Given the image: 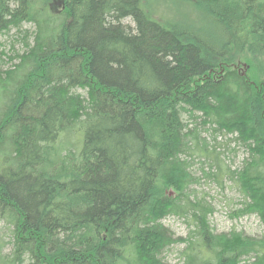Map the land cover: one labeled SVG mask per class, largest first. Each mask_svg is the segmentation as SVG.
I'll use <instances>...</instances> for the list:
<instances>
[{
	"label": "trees",
	"instance_id": "obj_1",
	"mask_svg": "<svg viewBox=\"0 0 264 264\" xmlns=\"http://www.w3.org/2000/svg\"><path fill=\"white\" fill-rule=\"evenodd\" d=\"M191 1L203 24L150 0H0V35L35 26L0 50V264H170L178 243L184 264H264V236L211 228L192 170L212 161L233 216L264 221V0Z\"/></svg>",
	"mask_w": 264,
	"mask_h": 264
},
{
	"label": "rangeland",
	"instance_id": "obj_2",
	"mask_svg": "<svg viewBox=\"0 0 264 264\" xmlns=\"http://www.w3.org/2000/svg\"><path fill=\"white\" fill-rule=\"evenodd\" d=\"M150 3H152L155 12L165 19L192 22V20L194 21V18L199 15V21L202 24L204 23L205 10L203 8H198L191 0H150ZM196 23H198V20ZM27 30L30 31L32 35L35 31V26L23 24L22 29L20 30L14 28L10 33L0 35V41L2 42L0 50L2 49L5 52L12 51V47L14 46L15 51L22 54L25 51V48L20 41H22L21 37H24V31ZM201 32L205 35H209L210 33L208 29H201ZM215 39L216 41L218 40L217 35ZM29 41H33V36L29 37ZM4 44L6 45L3 46ZM9 61H12L14 65L19 62V59L13 58L9 59ZM5 66H8V64L5 63L4 67ZM206 135H209V133H203V137ZM231 137V135L227 136V138ZM207 142H209L210 147L216 148L217 151L225 152L223 158H225L227 163L232 166V170L239 167L244 157L247 156L244 149L238 147L235 142L230 141L227 143L224 134H214V136L208 138ZM211 163L212 161L207 159L204 160L199 157L192 167L197 183L196 193L198 198L207 202V204L212 207L211 214L209 215L211 228L217 233L229 232L236 229L247 235L259 237L264 236V221H262L257 214H248L241 217L233 216V211L240 207L239 203L241 195L235 188L233 181L228 179L225 174L218 176L217 180L211 177V173L215 171L214 167H210ZM201 167H205V169H207L206 172L209 171L211 173L207 172V174H203L205 171H203ZM192 197L194 196L192 195ZM164 223L170 227L176 237H186L191 228L186 218L177 215L167 216L164 219ZM184 247V243L172 245L167 252L164 253L165 261L170 264H184L185 258L182 255ZM250 261L247 260V262L245 261L242 264H252Z\"/></svg>",
	"mask_w": 264,
	"mask_h": 264
},
{
	"label": "bare ground",
	"instance_id": "obj_3",
	"mask_svg": "<svg viewBox=\"0 0 264 264\" xmlns=\"http://www.w3.org/2000/svg\"><path fill=\"white\" fill-rule=\"evenodd\" d=\"M195 190V189H194Z\"/></svg>",
	"mask_w": 264,
	"mask_h": 264
}]
</instances>
